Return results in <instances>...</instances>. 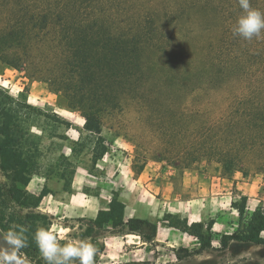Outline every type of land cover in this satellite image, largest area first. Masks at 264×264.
Here are the masks:
<instances>
[{
  "label": "rangeland",
  "instance_id": "rangeland-1",
  "mask_svg": "<svg viewBox=\"0 0 264 264\" xmlns=\"http://www.w3.org/2000/svg\"><path fill=\"white\" fill-rule=\"evenodd\" d=\"M146 56L164 68L147 74L141 95L128 97L122 109L103 119L101 135L85 130L81 113L70 109L46 78H32L31 70L0 61V91L13 100L8 103L24 106L21 120L28 144L36 150L37 164L26 190L32 196L50 191L39 208L24 206L12 198L13 183L0 170V218L13 234L24 223L19 238L30 215L40 217L38 228L54 230L59 243L81 241L90 221L117 197L126 204V220L156 224L157 237L148 244L138 234L107 228L94 236V264H264V246L232 243L219 250L221 237L237 230L234 205L241 204L242 196L248 197V214L264 207V173L252 166L261 158L247 152L238 159L241 168L230 169L213 154L194 158L191 150L198 139L208 144L215 139V145L225 147L242 133H255L241 122L244 117H225L223 106L233 91H209L172 61L163 65L167 59L162 54ZM104 148L106 154L95 162V153ZM245 179H255L260 192L238 190L235 182ZM53 204L51 211L44 207ZM193 223L204 224L206 233L212 228L211 249L199 252V242L185 230ZM84 241L93 244L92 238ZM19 249L32 264H45L40 253Z\"/></svg>",
  "mask_w": 264,
  "mask_h": 264
},
{
  "label": "trees",
  "instance_id": "trees-1",
  "mask_svg": "<svg viewBox=\"0 0 264 264\" xmlns=\"http://www.w3.org/2000/svg\"><path fill=\"white\" fill-rule=\"evenodd\" d=\"M250 4L264 12V0ZM242 12L238 0H0V61L16 70H31L32 78H46L69 108L81 113L85 130L101 135L103 119L122 109L128 97L141 95L147 74L164 68L146 56L158 52L167 59L163 65L172 61L191 81L202 80L207 90L230 88L225 117L240 115L246 129L255 132L242 133L225 147L215 145V139L210 144L198 139L191 148L194 158L213 154L225 168L235 169L241 168L239 157L252 154L261 158L253 168L264 173V32L251 41L233 35ZM9 101L0 91V170L13 183L12 198L37 209L50 191L45 188L32 196L26 190L37 164L36 150L28 144L21 120L24 106ZM106 152L104 148L95 153V162ZM247 204L248 197L242 196L241 204L234 205L238 227L221 237L220 251L232 243L264 246V207L248 214ZM39 218L27 215L21 237L24 247L36 253ZM4 220L0 218V227L8 235L12 230ZM23 224L15 230L16 237ZM107 228L138 234L148 244L154 243L158 231L148 220H126V204L117 197L90 221L81 241L92 238L96 247L95 234ZM185 230L199 242V252L212 248L211 227L206 233L204 224L193 223Z\"/></svg>",
  "mask_w": 264,
  "mask_h": 264
},
{
  "label": "clouds",
  "instance_id": "clouds-1",
  "mask_svg": "<svg viewBox=\"0 0 264 264\" xmlns=\"http://www.w3.org/2000/svg\"><path fill=\"white\" fill-rule=\"evenodd\" d=\"M242 15L233 27V35L243 40L251 41L253 38L260 39L264 32V12L251 7L250 0H238ZM11 245L16 248L24 247L21 238L13 233L8 234ZM35 243L45 264H94L97 248L88 241H71L59 243L54 230L38 228L34 235ZM15 256L5 251H0V264H12Z\"/></svg>",
  "mask_w": 264,
  "mask_h": 264
},
{
  "label": "water",
  "instance_id": "water-1",
  "mask_svg": "<svg viewBox=\"0 0 264 264\" xmlns=\"http://www.w3.org/2000/svg\"><path fill=\"white\" fill-rule=\"evenodd\" d=\"M0 251H5L10 255L15 256L12 264H32L29 259L25 256L19 248H16L14 245H11L7 235L0 228Z\"/></svg>",
  "mask_w": 264,
  "mask_h": 264
},
{
  "label": "crops",
  "instance_id": "crops-1",
  "mask_svg": "<svg viewBox=\"0 0 264 264\" xmlns=\"http://www.w3.org/2000/svg\"><path fill=\"white\" fill-rule=\"evenodd\" d=\"M66 120H68L66 117H64ZM236 184V188L238 190H242L244 193H259L260 192V185L256 183L255 179H250V180H247L245 179L244 181H237L235 182ZM59 193L56 194V196H58ZM44 201L41 203L43 204ZM46 207V210L47 211H51L54 209V204L50 207V206H44Z\"/></svg>",
  "mask_w": 264,
  "mask_h": 264
}]
</instances>
